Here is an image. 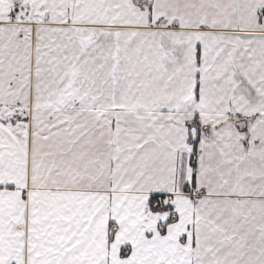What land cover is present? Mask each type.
Wrapping results in <instances>:
<instances>
[{"label": "snow or ice", "instance_id": "6c2138e0", "mask_svg": "<svg viewBox=\"0 0 264 264\" xmlns=\"http://www.w3.org/2000/svg\"><path fill=\"white\" fill-rule=\"evenodd\" d=\"M0 264H264V0H0Z\"/></svg>", "mask_w": 264, "mask_h": 264}]
</instances>
